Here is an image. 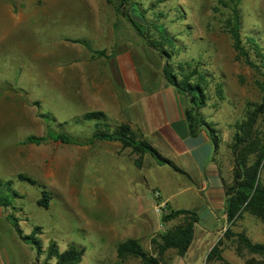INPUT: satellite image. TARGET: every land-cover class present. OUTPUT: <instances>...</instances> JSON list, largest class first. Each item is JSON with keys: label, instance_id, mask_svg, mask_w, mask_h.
Segmentation results:
<instances>
[{"label": "rangeland", "instance_id": "rangeland-1", "mask_svg": "<svg viewBox=\"0 0 264 264\" xmlns=\"http://www.w3.org/2000/svg\"><path fill=\"white\" fill-rule=\"evenodd\" d=\"M131 1L149 21L152 36L160 39L154 28L157 25L162 35L171 39L174 51L169 61L173 69L179 73V64H183L185 74L195 70L202 74V83L196 73L190 80L205 89L206 100L199 113L216 129L219 148L214 158L226 182L231 183L233 136L237 125L247 121L259 106L251 136L244 142L250 145L248 163L264 145V0ZM115 3L0 0V196L9 202L7 208L0 206L1 264H11V260H15L13 264H45L46 260L54 264V258L47 259L51 243L59 251L72 245L83 248L78 264H144L139 257L120 259L116 253L117 244L130 237L114 232L111 225L127 222L122 217L127 214V193L147 188L125 154H110V142L116 140L79 145L46 137L48 131H63L78 139L92 134L93 122L82 119L83 111L89 108L90 67L99 56L108 55L121 38L138 37L127 18L117 12ZM125 8L130 10L131 6ZM234 17L242 44L259 70L237 57L229 33ZM73 38L85 40L91 49L69 40ZM160 44L169 48L165 41ZM63 59L65 67L61 66ZM67 81H74L69 82L70 88ZM30 135L45 140L28 142ZM245 145L240 146L243 149ZM122 150L127 153L130 147ZM162 166L160 175L162 180H169V193L175 194L188 184L187 174ZM126 170L135 181L125 175ZM19 173L37 183L18 179ZM259 180L264 184V164ZM38 184L50 192L48 208L37 203ZM110 210L113 214L109 217ZM148 214L161 217L153 206H148ZM13 217L23 234L40 228L41 254L19 238L11 224ZM180 221L179 217L173 225ZM226 228L229 235L222 232L215 255L207 257L211 249L205 253L201 245L184 256L168 249L162 264H243L249 256L264 259L239 240L242 235L251 242H264L261 218L242 211L232 223H226ZM165 229L160 227L150 239H138L142 247L152 253V239L160 240L159 234Z\"/></svg>", "mask_w": 264, "mask_h": 264}, {"label": "crops", "instance_id": "crops-1", "mask_svg": "<svg viewBox=\"0 0 264 264\" xmlns=\"http://www.w3.org/2000/svg\"><path fill=\"white\" fill-rule=\"evenodd\" d=\"M74 39L80 38L69 40ZM121 39L114 43L108 55L99 56L90 67L89 108L83 113L103 111L113 127L128 125L162 156L173 160L188 175V184L191 186L186 184L175 194L169 193V180H162L164 177L160 175L164 164H159L150 154L145 153L138 167L131 149L124 153L119 141H108L112 146L110 154H125L147 186L144 190L134 189L127 193V214L122 216L127 222L117 226L112 224L111 227L114 232L124 234V238L141 240L146 236L150 239L160 227L172 226L180 216L162 223L159 214L155 218L148 214V206L154 203V192L158 191L160 199L171 210L197 207L195 212L198 222L194 225L193 239L184 255L193 247L199 248L198 245L207 253L221 237L227 223L223 185L225 177L214 158L211 140L204 129L195 136L190 135L184 115L190 100L165 79L164 57L145 44L139 36L136 39ZM95 53L100 55L98 51ZM73 65L79 67L75 63ZM61 66H66L65 59ZM79 79L82 80L81 77ZM125 175L131 181L136 180L127 170ZM117 176L120 179L121 174ZM112 214L110 210L107 215L110 217ZM171 222L172 225H168ZM13 262L15 260H11V264Z\"/></svg>", "mask_w": 264, "mask_h": 264}, {"label": "trees", "instance_id": "trees-1", "mask_svg": "<svg viewBox=\"0 0 264 264\" xmlns=\"http://www.w3.org/2000/svg\"><path fill=\"white\" fill-rule=\"evenodd\" d=\"M116 10L118 13L124 15L129 21L130 25L134 28L135 33L142 39V41L153 49L157 50L164 57L163 75L165 79L172 86L176 88L179 93L186 95L190 100V105L185 108L184 115L188 122L189 133L195 136L198 131L204 129L213 146L214 155L219 148V136L216 132L214 125L210 122H206L204 117L199 113V109L204 105L205 89L198 83L191 82L193 73L198 75L199 81L202 83V74L197 70L193 73L189 72L185 74V68L179 64V73L169 61L171 51H174V44L166 34L162 35L161 30L154 26L155 30L160 34L157 39L152 36L150 23L147 19L139 14V11L135 7V2L131 0H116ZM112 2V0H108ZM131 6L130 10L125 8V5ZM124 6V7H122ZM138 13L144 19V23L134 21L130 16V11ZM229 33L232 38L233 47L237 52V57L242 58L244 62L250 67L259 70L257 64H255L249 57L248 52L244 48L240 34L239 26L236 17L229 27ZM73 42H79L91 49L88 43L82 39L71 40ZM165 41L169 48L161 46V42ZM168 49V50H167ZM98 53H102L98 51ZM261 106L257 107L249 116L247 121L237 125L238 132L233 136L234 141L230 145V149L233 154V177L231 183H227L223 179L224 192H225V211L227 214V223H232L236 218L240 216L242 211H248L249 213L261 218L264 221V184L259 180V169L264 164V145L260 153L256 156L253 162L248 163L247 158L249 155L250 145L246 146L244 142L251 136L250 129L255 122V117ZM41 117H45V114L39 113ZM83 121L93 122L94 130L92 134L85 139H78L65 132H52L48 131L46 137L53 140H60L64 143L75 144H90L95 140L112 141L117 140L121 143L122 147H130L131 152L136 155L134 162L136 166H141L142 158L145 153L150 154L159 164H166L175 171L186 174L181 168H179L173 161L162 156L156 148H154L144 138L137 136L128 125L121 124L118 126H111V129H103L104 126H109L106 115L103 111L93 110L86 111L82 114ZM45 140V137H37L30 135L26 138L28 142L39 143ZM240 145H245L246 148H241ZM240 147V148H239ZM219 167V166H218ZM20 180L29 181L36 184V180L31 176L19 173L16 176ZM40 187V198L37 200L38 205L48 208L50 204L51 195L49 190L38 184ZM154 200H159L154 198ZM0 206L7 208L9 202L3 196H0ZM161 222L164 223L172 218L179 217L181 221L169 228H166L163 232H160V240L152 239V253L145 250L140 244L137 238H127L120 242L116 246V253L120 259L130 255L139 257L144 264H162L165 251L168 249H175L180 256H184L190 243L193 239L194 225L198 222L196 212L191 209H174L171 210L165 203V207L160 212ZM12 226L14 227L19 238L29 245H31L36 254L42 253V246L40 239L37 236L40 228L35 227L29 234H23L22 230L18 227V219L12 218ZM224 236L229 235V229L226 228L223 233ZM239 240L245 245L249 251L256 253L264 257V242H251L248 238L240 235ZM221 241L218 239L216 245H214L209 251L207 257L215 255L218 251V246ZM84 249L77 246H70L63 251H59L55 243H51L47 249V259L54 258V264H78L83 256ZM45 264H49L46 260ZM243 264H264L263 258H257L255 256H249L243 262Z\"/></svg>", "mask_w": 264, "mask_h": 264}, {"label": "built area", "instance_id": "built-area-1", "mask_svg": "<svg viewBox=\"0 0 264 264\" xmlns=\"http://www.w3.org/2000/svg\"><path fill=\"white\" fill-rule=\"evenodd\" d=\"M154 198L159 199V200H154V203H153L154 210L157 213H160L162 209L165 207V202L160 199V193L158 191L154 192Z\"/></svg>", "mask_w": 264, "mask_h": 264}, {"label": "water", "instance_id": "water-1", "mask_svg": "<svg viewBox=\"0 0 264 264\" xmlns=\"http://www.w3.org/2000/svg\"><path fill=\"white\" fill-rule=\"evenodd\" d=\"M130 16L134 21L144 23V19L139 14L134 13L132 10L130 11Z\"/></svg>", "mask_w": 264, "mask_h": 264}]
</instances>
